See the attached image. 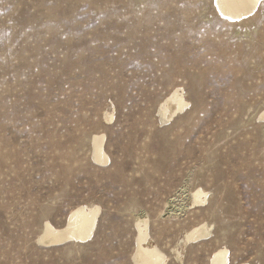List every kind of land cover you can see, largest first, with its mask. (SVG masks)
<instances>
[{
  "label": "rangeland",
  "instance_id": "rangeland-1",
  "mask_svg": "<svg viewBox=\"0 0 264 264\" xmlns=\"http://www.w3.org/2000/svg\"><path fill=\"white\" fill-rule=\"evenodd\" d=\"M179 87L190 106L163 124ZM263 112L264 2L234 21L215 0H0V264H139L145 214L168 264H264ZM82 205L93 238L39 243Z\"/></svg>",
  "mask_w": 264,
  "mask_h": 264
},
{
  "label": "bare ground",
  "instance_id": "bare-ground-1",
  "mask_svg": "<svg viewBox=\"0 0 264 264\" xmlns=\"http://www.w3.org/2000/svg\"><path fill=\"white\" fill-rule=\"evenodd\" d=\"M264 0H215L218 11L230 20H242L253 15ZM190 106L185 92L182 88H176L166 98L159 109L161 123H169L181 112ZM114 118V114H107L108 121ZM264 120V112L260 116ZM106 135H94L92 139L93 158L100 164H107L111 161L106 151ZM208 194L202 189H197L192 196L193 205H201L207 201ZM101 213L100 206L82 205L75 208L68 216L65 224L61 227L46 222L44 229L39 236V243L46 247L66 245L67 243L86 242L93 238L99 222ZM137 247L134 261L139 264H168V255L152 242L150 236V220L147 214L139 215L137 222ZM211 235L210 225L206 222L199 223L189 229L182 243L184 245L205 239ZM182 253L176 249V256L180 258ZM211 264H232L230 262V251L227 247L217 249L211 259ZM249 264V263H241Z\"/></svg>",
  "mask_w": 264,
  "mask_h": 264
}]
</instances>
